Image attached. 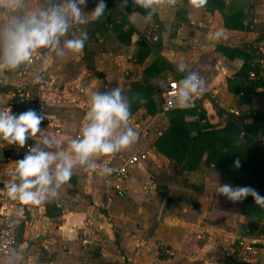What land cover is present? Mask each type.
<instances>
[{"label": "crops", "instance_id": "0c3cea01", "mask_svg": "<svg viewBox=\"0 0 264 264\" xmlns=\"http://www.w3.org/2000/svg\"><path fill=\"white\" fill-rule=\"evenodd\" d=\"M99 2L86 0L82 12L90 14ZM108 2L114 9L111 21L101 18L78 26L88 34L78 58L70 54L51 57L40 73L41 83L35 82L40 60L19 72H5L7 83L0 84V109L10 108L13 115L19 116L41 105L48 116L41 129L53 138L61 133L63 148L69 139L80 135L88 110L84 89L105 93L120 87L126 94L135 82L145 79L144 69L153 61L159 62L161 77L164 76L162 62L166 59L172 65L185 62L188 68L184 74L197 72L213 93L182 109L186 110L183 120L191 135L198 126L223 127L227 118L218 115V108L225 112L239 109V114L247 109L246 114L241 113L245 116L256 109L264 111V94L240 103L239 95L228 90L227 78L237 81L233 75L242 60L228 58L216 50L218 44L255 48L261 56L264 80V0H224L226 13H246L242 30L226 28L219 10L205 6L193 10L187 0H178L175 8L160 9L151 21L145 20L143 9L132 6V0ZM40 6L41 0H31L29 5L30 9ZM128 26L134 31L129 41L123 42L118 35ZM148 32L157 34L158 40L147 38ZM218 32L220 38L216 36ZM158 41L157 51L154 43ZM142 42L151 51L139 61ZM180 73L176 69L173 78H180ZM158 80L149 78L154 95H159L158 104L153 95L154 102L163 109L162 93L157 92L163 84ZM253 83L254 78L248 77L247 84ZM258 90L264 91V85ZM171 110L160 114L140 107L132 114V126H139V140L110 158L111 163L120 165L132 155L139 157L119 180L127 197L114 194L115 181L109 176L76 168L73 181L59 190L57 198L12 210L17 237L13 249L23 254L21 264H230L231 258L240 260L238 239L254 247L249 262L240 264H264V213H242L238 202L216 191L218 183L249 187L234 184L238 174L219 173L213 163H205L206 153L196 169L185 170L154 147L155 140L169 129ZM139 113H145L144 117ZM246 120L250 121V117ZM2 149L0 188L4 189L14 174L16 152L7 144ZM46 204L55 205L60 214L47 217ZM156 213L157 218H153Z\"/></svg>", "mask_w": 264, "mask_h": 264}, {"label": "clouds", "instance_id": "9594fccd", "mask_svg": "<svg viewBox=\"0 0 264 264\" xmlns=\"http://www.w3.org/2000/svg\"><path fill=\"white\" fill-rule=\"evenodd\" d=\"M31 0H0V84H6L5 72H19L42 61L37 69L35 82L41 83L40 74L53 56L59 58L71 55L78 58L83 51L88 34L78 26L99 21L107 5L100 0L94 11L84 14L86 0H41V6L30 9ZM135 6L146 13L145 20L151 21L162 8H175L178 0H132ZM208 0H187L193 10L202 9ZM136 13L130 15L135 16ZM220 38L221 33L216 34ZM187 64L177 65L179 72L187 71ZM88 97V110L83 118L80 135L67 141L61 147V133L53 138L40 127L45 114L33 110L12 114L10 108L0 109V148L5 144L23 149L28 139L35 141L22 160L17 161L14 174L6 184L9 199L24 206H37L58 197L59 190L69 183L74 169L111 175V157L130 149L139 140V133L132 126V101L120 87L110 92L84 89ZM207 91L205 81L195 71H188L179 81L175 92V104L180 109L191 106L194 98ZM30 99V98H29ZM147 103L142 97L134 98ZM46 149V150H45ZM240 161H235L239 168ZM218 195L227 197L233 203L242 202L251 196L257 206L264 208V197L250 187L230 185L216 187ZM11 227V225H10ZM23 254L9 249L0 264H21Z\"/></svg>", "mask_w": 264, "mask_h": 264}, {"label": "trees", "instance_id": "16d2710c", "mask_svg": "<svg viewBox=\"0 0 264 264\" xmlns=\"http://www.w3.org/2000/svg\"><path fill=\"white\" fill-rule=\"evenodd\" d=\"M104 2L107 8L102 21L109 22L114 15V9L108 0H104ZM205 7L209 10H219L223 15L226 28L235 30L245 28L246 13L244 10L226 13L224 0H208ZM133 31V28L128 26L126 31L120 33L118 37L123 42H128ZM216 50L228 58L238 57L242 60L241 67L233 75L237 81L231 77L227 78L228 90L239 95L240 103H248L252 96L264 94V91L258 90V87L264 85V80L261 75L263 71L260 63L261 56L255 48H239L218 44ZM150 51L149 46L142 42L138 60L142 61ZM158 63V61H153L147 66L144 69L145 79L135 82L125 94L132 101V114L140 107H146L150 113L155 111L154 88L148 79L157 80L161 77ZM251 73L254 74V83L247 84V78L250 77ZM136 97H142L147 103H139L138 100L134 99ZM14 108L22 109L21 106L17 105H14ZM185 113L186 110L182 109L169 111L170 126L155 140L154 147L156 150L167 158L180 163L183 169L189 171L197 168L203 154L206 153V164L213 163L216 170L221 174H238L234 180L235 185L252 187L260 196L264 197V111L256 109L247 116L227 113L228 118L223 127L209 129L210 126L208 125L198 126L193 135L190 134L188 123L183 120ZM217 113L221 115L224 110L218 108ZM246 117H250V121L246 120ZM237 160L240 161L241 166L239 168L235 167ZM73 179L72 177L71 181ZM238 203L242 213L247 211L264 213V208L257 206L251 196ZM59 214L60 210L55 205L46 204L45 215L47 217H57ZM158 249L161 251L163 248L159 246Z\"/></svg>", "mask_w": 264, "mask_h": 264}, {"label": "built area", "instance_id": "2783aa9c", "mask_svg": "<svg viewBox=\"0 0 264 264\" xmlns=\"http://www.w3.org/2000/svg\"><path fill=\"white\" fill-rule=\"evenodd\" d=\"M157 29V25H154V31ZM150 37V38H149ZM157 34L149 33L148 37L152 41H157ZM180 78H171L163 86L166 87L165 91L162 92V106L164 110H170L178 108L175 104V92L178 89L179 81L184 78L185 74L180 73ZM250 76H254L253 73ZM42 87V86H41ZM213 93L211 90H207L203 95H198L194 98L191 106L195 105L197 100L201 99L203 96ZM209 95V96H211ZM37 114L43 115L41 105H36L33 109ZM44 121V120H43ZM42 121V122H43ZM42 124V123H41ZM34 144V140L28 139L26 145L23 149L19 148L16 145H11V147L16 152L15 163L19 160H22L24 156L28 153L30 147ZM139 159L138 155H132L127 160H125L120 165H115L110 163V167L114 169L111 175H107L115 181L121 180L128 171V167ZM22 206L19 202L9 199L6 195V187L4 189L0 188V261L7 255L9 249H13L16 244V233H15V222L12 216V210L17 207ZM11 225V227H10ZM237 246L242 250L240 260H248V257L252 252H254V247L252 244L246 242L243 239L237 240Z\"/></svg>", "mask_w": 264, "mask_h": 264}, {"label": "rangeland", "instance_id": "374dc122", "mask_svg": "<svg viewBox=\"0 0 264 264\" xmlns=\"http://www.w3.org/2000/svg\"><path fill=\"white\" fill-rule=\"evenodd\" d=\"M160 42L158 41L157 43H154V49L155 50H157L158 51V44H159ZM162 59V58H161ZM166 60V59H165ZM163 60V62H162V65H163V67H165L164 68V72L162 73L164 76H162V77H160L159 78V80H158V84L160 83V84H165L169 79H171V78H173L174 76H175V70L177 69V65L175 64V63H173V65H172V62L169 60ZM162 61V60H161ZM178 70V69H177ZM212 70H211V75L209 76L210 78L212 77ZM205 78L207 79L208 77H206L205 76ZM149 80V79H148ZM130 82H132V80L130 81ZM151 84V83H150ZM154 99H155V101L157 102V104H158V100H159V95L158 94H156V95H154ZM212 105H213V103H212ZM156 107H157V105H156ZM216 110V109H215ZM156 111H158V113H160V114H163L165 111L162 109V108H160V106H158L156 109H155V111L154 112H156ZM239 111H241V110H233V111H231V110H227L226 112L224 111V113H222L221 115L220 114H218L219 116H221V117H226V118H228V114L227 113H233L234 115H238L239 113ZM245 111H247V109L246 110H242V112H244L245 114H246V112ZM154 112H152V113H154ZM241 112V113H242ZM226 113V114H225ZM240 113V114H241ZM139 115H140V113H139ZM143 117H144V115H145V113H142L141 114ZM140 115V116H141ZM139 126H135V130H138L139 128H138ZM140 127H142V125H140ZM126 154H127V152H125ZM126 157V156H125ZM115 181V180H114ZM120 183V181H115L114 182V194L116 195V196H121V197H127V194H125V190L123 189V187H121V185L119 184ZM118 186H120V187H118ZM153 218H157V213H156V215L155 216H153ZM232 247H234V248H236V246H234V245H232ZM249 261L248 260H244V261H242V260H239V261H236V259H230V264H240V263H248Z\"/></svg>", "mask_w": 264, "mask_h": 264}, {"label": "water", "instance_id": "95a60500", "mask_svg": "<svg viewBox=\"0 0 264 264\" xmlns=\"http://www.w3.org/2000/svg\"><path fill=\"white\" fill-rule=\"evenodd\" d=\"M165 89H166V87L161 86V87L158 88L157 92H158V93H162L163 91H165ZM161 101L163 102V99H161ZM3 156H4V151H3L2 148H0V160L3 159ZM160 215H161V212H159V216H158V218L160 217ZM153 223H154V222H153ZM153 223H152V224H153ZM152 224H151L150 226H152ZM150 226H149V227H150Z\"/></svg>", "mask_w": 264, "mask_h": 264}]
</instances>
